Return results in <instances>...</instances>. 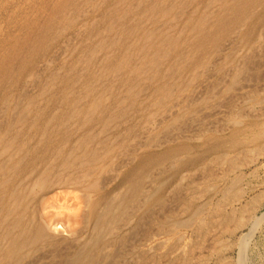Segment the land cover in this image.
I'll return each mask as SVG.
<instances>
[{"label": "rangeland", "instance_id": "1", "mask_svg": "<svg viewBox=\"0 0 264 264\" xmlns=\"http://www.w3.org/2000/svg\"><path fill=\"white\" fill-rule=\"evenodd\" d=\"M28 1L43 0L0 2V39L8 31H15L8 26L11 9H27ZM76 1L78 11L68 12L70 24L56 27L55 39L34 69L29 67L18 82H9L2 89L0 136L11 138L18 133L16 144L22 142L21 135L29 142L34 129L25 126L28 122L17 120L35 116V108H46L48 103L52 104L47 108L48 116L55 117L53 127L58 135L54 136L57 147L46 150L47 154L44 151L47 159L26 163L23 175L13 172L24 152L11 147L8 155L16 152L13 160L2 157L11 168L12 182L8 194L0 200V264H63L96 239L101 242L92 248V264H264V22L256 27L254 36L247 32L254 27L252 17L238 27L222 29L221 36L217 32L216 38L204 46L199 40L200 30H212L216 15L230 0H160L158 6L169 12L164 17L150 13L153 0ZM115 5L120 8L121 19L112 27L113 21H104V17ZM261 9L254 8L257 12ZM200 17H204V26L199 30L196 21ZM130 27L134 34L126 39ZM173 39L178 41L175 48L169 42ZM113 41L121 51L129 48L130 65L143 64L145 74L133 75L137 94L132 100L123 83L130 72L114 71L113 61H105L112 54ZM145 51L149 53L146 58ZM117 54L121 59L123 53ZM152 57H156L154 62H149ZM68 78L73 85L69 95L77 101L73 109L61 104V91L66 85L63 80ZM163 86L174 93L159 103L157 90ZM94 98L105 100L103 105H110L111 111L100 105L95 111L83 112ZM64 111L66 116L70 111L72 117L60 128L56 115ZM98 117L106 122L94 123ZM63 136L65 143L61 142ZM218 145L223 146L221 152L206 153L199 159ZM62 146H66L64 156L70 154V148L72 152L65 163L64 156L56 153ZM179 147L184 149L174 158L149 168L143 189L146 194L135 202L125 201L130 194L124 180L127 173L143 158ZM93 148L104 160L86 165ZM187 159L197 162L182 167L181 162ZM93 167L97 171L87 174ZM42 178L48 182L43 187ZM149 198L150 204H146ZM107 202L113 204V212L98 227L93 209L101 212ZM37 226H43L48 237L45 234L46 238L33 239ZM26 237L30 242L21 246L17 256L6 258L10 240Z\"/></svg>", "mask_w": 264, "mask_h": 264}, {"label": "bare ground", "instance_id": "2", "mask_svg": "<svg viewBox=\"0 0 264 264\" xmlns=\"http://www.w3.org/2000/svg\"><path fill=\"white\" fill-rule=\"evenodd\" d=\"M2 0H0L1 2ZM9 1V0H6ZM117 1V0H116ZM120 2V0H118ZM117 1V3H118ZM140 1V0H138ZM165 1H169V0H163L162 2ZM171 1V0H170ZM174 1V0H172ZM177 1V0H176ZM196 1V0H195ZM198 1V0H197ZM205 2V0H203ZM202 1V2H203ZM225 1V0H223ZM108 2V1H107ZM106 2V3H107ZM152 2V1H151ZM160 0H153L154 6L151 8L150 13H161L163 14H167V9L163 8L161 6H158L159 3H162ZM175 2V1H174ZM173 2V3H174ZM190 2V0H189ZM201 2V0L199 1V3ZM109 3V2H108ZM113 3V2H111ZM116 3V2H114ZM113 3V4H114ZM149 3V2H148ZM170 3V2H169ZM172 3V2H171ZM198 2H196L197 4ZM214 3V2H213ZM222 3V1L220 2V4ZM29 4V5H28ZM10 5V4H9ZM18 5V4H17ZM26 5H28L27 9H24L22 7H14L13 9H11V13H10V20H9V28L12 29V27H14L13 29H15V31H8V34L0 39V96L2 94V89L5 86V84L9 83V82H18L20 77L26 72V70L29 69H34L36 62L39 60V58L43 57V52L46 50V48L49 46V44L52 42V40L55 39L56 36V27L59 26L61 23H69V17H68V12L72 11H78V6H77V1L76 0H43L40 3L38 2H32V1H28L26 3ZM25 5V6H26ZM90 5V4H89ZM108 5V4H107ZM112 5V4H111ZM140 5V4H139ZM149 5V4H148ZM170 5V4H169ZM211 5V4H210ZM216 5V4H215ZM219 5V3H218ZM24 6V7H25ZM145 6V5H144ZM172 6V5H171ZM256 6H261L262 9L259 10L258 12L254 10V8ZM142 7V6H141ZM149 7V6H148ZM223 7V6H222ZM139 8V7H138ZM171 8V7H169ZM224 11L222 13H217L218 15H216V22L215 25L213 27L212 30L209 31H203L200 30L203 28L204 26V17H200V21H196L197 26L199 27L200 30V43L201 45H204L206 41H210L212 38H216V34H218L217 32L220 33L221 36V32L223 33L222 29H228L229 27H238V25L240 24H244L247 23L250 18L253 17V19L251 20V26L254 27H250V30L247 31L249 33L250 36H254L255 32H256V27L264 22V0H230V3H228L226 5V7L224 6ZM222 8V9H223ZM146 9V8H145ZM149 9V8H148ZM138 10V9H137ZM171 10V9H169ZM168 10V11H169ZM257 10V9H256ZM145 11V10H144ZM148 11V10H147ZM180 11V10H179ZM184 11V10H183ZM194 11V10H193ZM218 11V10H217ZM216 11V12H217ZM222 11V10H221ZM188 13H190L189 11H187ZM185 12V14L187 13ZM31 13V14H29ZM70 13V12H69ZM124 13V12H123ZM135 13H137L135 11ZM175 13V12H174ZM178 13V11H177ZM209 13H212L209 12ZM255 13V14H254ZM42 14H44L45 17L41 16ZM119 14H120V8L118 5H115L114 8L111 9L110 12L106 13L105 17H104V21L106 19L108 20H112L113 26H117L116 23L119 19ZM215 14V13H214ZM131 15V14H130ZM171 15V13H170ZM191 15V14H187ZM193 15V14H192ZM211 15V14H210ZM22 19H20L21 17ZM162 16V15H161ZM160 16V17H161ZM198 16V15H197ZM203 16V14H202ZM205 16V15H204ZM43 17V18H42ZM145 17V16H144ZM155 17V16H154ZM185 17V16H184ZM191 17V16H190ZM196 17V16H195ZM71 18V17H70ZM148 18V17H147ZM153 18V17H152ZM189 18V17H188ZM208 18V17H206ZM215 18V17H214ZM133 19V18H132ZM158 19V18H157ZM185 19V18H184ZM257 19V20H255ZM143 20V19H142ZM169 20V19H168ZM171 20V19H170ZM195 20V19H194ZM197 20V18H196ZM210 20V19H209ZM212 20V17H211ZM214 20V19H213ZM131 21V19H130ZM145 21V20H144ZM148 21V20H147ZM73 22V21H72ZM138 22V20H137ZM152 22V21H151ZM157 22V21H156ZM208 22V21H207ZM214 22V21H213ZM123 24V23H122ZM154 24V23H153ZM152 24V26H153ZM160 24V23H159ZM100 25V24H99ZM147 25V24H146ZM190 25V24H189ZM188 25V26H189ZM67 26V25H66ZM134 26V25H133ZM149 26V25H148ZM147 26V27H148ZM195 26V25H194ZM109 27V26H108ZM173 27V26H172ZM193 27V26H192ZM198 27H196L198 29ZM210 27V26H209ZM60 28V27H59ZM66 28V27H65ZM107 28V27H106ZM105 28V29H106ZM131 28V27H130ZM171 28V27H170ZM191 28V27H190ZM194 28V27H193ZM211 28V27H210ZM58 29V28H57ZM109 29V28H108ZM114 28H112L113 30ZM159 29V28H158ZM183 29V28H182ZM185 29V28H184ZM192 29V28H191ZM238 29V28H237ZM126 30V29H125ZM168 30V29H167ZM190 30V29H189ZM206 30V29H205ZM62 31V29H61ZM156 31V30H155ZM225 31V30H224ZM243 31V30H242ZM261 31V30H260ZM4 32V31H3ZM2 32V33H3ZM103 32V31H102ZM179 32V31H178ZM262 32V31H261ZM193 33V32H192ZM58 34V32H57ZM98 34V33H97ZM134 34V30L133 28H131L128 32V35H126V39L130 38L131 35ZM165 34V33H164ZM198 34L197 31L195 33V35ZM247 34V33H246ZM121 35V34H120ZM119 35V36H120ZM148 35V33L146 34V36ZM150 35H153V31L152 34L150 33ZM239 35V34H238ZM107 36V35H106ZM193 36V35H192ZM261 36H263V33L261 34ZM102 37V36H101ZM109 37V36H108ZM112 37V36H111ZM150 37V36H149ZM148 37V39H149ZM178 37V36H177ZM237 37V36H235ZM113 38V37H112ZM176 38V37H174ZM192 38V37H191ZM198 38V37H197ZM259 38V36H258ZM257 38V39H258ZM263 38V37H262ZM147 39V40H148ZM190 39V37H189ZM229 39V38H228ZM240 39V38H239ZM261 39V37H260ZM51 40V41H50ZM150 40V39H149ZM155 40V39H154ZM174 40V39H173ZM187 40V39H186ZM193 41V39H191ZM241 40V39H240ZM263 40V39H262ZM100 41V40H99ZM118 41V38L117 40ZM113 41L111 44V56L110 57H106L108 60L105 59L106 62L109 61V63H112L114 65H112L113 70L114 71H120V70H128L130 72V75L127 76V78H125L124 82L126 84V89H127V96L129 97V99H133L134 95H136L137 93H134V87L136 86L135 84H133L134 79L136 80L135 76L133 75H138L140 73H144L145 71L143 70V67L141 68V66L143 64H141L140 67L138 66H133L130 65L131 63V56L129 55L130 50L129 48L122 50L121 51V46L118 47V49L116 48L117 46V42ZM163 41V40H162ZM161 41V43H162ZM214 41V40H213ZM103 42V41H102ZM171 44V46L174 48L177 46L178 41L174 40L171 41L169 40ZM197 42V41H196ZM199 42V41H198ZM126 43V42H125ZM187 43V42H186ZM261 43V42H260ZM96 44H98L96 42ZM119 44V43H118ZM152 44V43H151ZM191 44V43H190ZM198 44V43H197ZM108 46V44H106ZM129 45V44H128ZM181 45V44H180ZM193 45V44H191ZM211 45V43H210ZM213 45V44H212ZM258 45V44H257ZM94 46V44H93ZM100 46V45H99ZM110 46V45H109ZM197 46V45H196ZM205 46V45H204ZM256 46V45H255ZM254 46V48H255ZM190 47V45L188 46ZM187 47V48H188ZM201 47V46H200ZM209 47V46H208ZM261 47V46H260ZM51 48V46H50ZM85 48V47H84ZM93 48V47H92ZM109 48V47H108ZM196 48V47H195ZM205 48L204 50H206L207 47H203ZM212 47H210L211 49ZM214 48V47H213ZM243 48V47H242ZM89 49V47H88ZM102 49V48H101ZM160 49V48H159ZM159 49H157L159 51ZM250 49V48H249ZM100 50V49H98ZM96 50V51H98ZM161 50V49H160ZM172 50V49H171ZM93 51V50H91ZM118 51V52H116ZM253 51V50H252ZM251 51V52H252ZM87 52V51H86ZM195 52V51H194ZM203 52V51H202ZM257 52V51H256ZM83 53V52H82ZM90 53V52H89ZM88 53V54H89ZM95 53V51H94ZM93 53V54H94ZM117 53L121 54L123 53V55H121V59L120 58H116V56L118 55ZM87 54V53H86ZM132 54V53H131ZM149 53H147L145 51L144 54V58L147 57ZM189 54V53H188ZM201 54V53H200ZM199 54V55H200ZM194 55V54H193ZM202 55V54H201ZM103 56V55H102ZM156 56V55H155ZM166 56V54H165ZM248 56V55H247ZM89 57V56H88ZM160 57H162L160 55ZM101 58V57H100ZM156 58V57H155ZM154 57H152L151 61L149 62H154L155 60ZM184 58V57H183ZM247 58V57H246ZM86 59V58H85ZM88 59V58H87ZM102 59V58H101ZM100 59V60H101ZM120 59V61H119ZM192 59V58H191ZM250 59V58H249ZM94 60V59H93ZM188 60V59H187ZM80 61V60H79ZM89 61V59H88ZM87 61V62H88ZM99 61V60H98ZM117 61V62H116ZM138 61V60H137ZM159 61V60H158ZM248 61V59H247ZM141 62V61H140ZM148 62V63H149ZM157 62V61H156ZM164 62V61H163ZM80 63V62H78ZM84 63V62H83ZM40 64V63H39ZM77 64V63H76ZM82 64V63H81ZM98 64V63H97ZM153 64V63H152ZM157 64V63H156ZM245 64V63H243ZM107 65V64H106ZM172 65V64H171ZM181 65V64H180ZM104 66V65H103ZM148 66V65H147ZM173 66V65H172ZM75 67H77V65H75ZM81 67V66H80ZM86 67V66H85ZM88 67V66H87ZM146 67V66H145ZM154 67V66H153ZM98 68V67H97ZM106 68V67H105ZM109 68V67H108ZM148 68V67H147ZM238 68V67H237ZM237 72L241 69H237ZM245 68V66H244ZM37 69V68H36ZM39 69V68H38ZM85 69V68H84ZM87 69V68H86ZM96 69V68H95ZM94 69V70H95ZM110 69V68H109ZM108 69V70H109ZM150 69V68H149ZM186 69V68H185ZM246 69V68H245ZM104 70V69H103ZM172 72L174 71V68H171ZM180 70V69H178ZM177 70V71H178ZM83 71V70H82ZM98 71V70H97ZM148 71V70H147ZM181 71V70H180ZM36 72V71H35ZM105 72V71H104ZM175 72V71H174ZM113 73V72H112ZM115 74H117V72H114ZM152 73V72H151ZM176 73V72H175ZM53 73H50V76ZM145 74V73H144ZM154 73H152L153 75ZM31 75V74H30ZM81 75V74H80ZM109 75V74H108ZM162 75V74H161ZM237 75V73H236ZM55 76H56V72H55ZM54 76V77H55ZM124 76V75H123ZM49 77V76H48ZM59 77V76H58ZM57 77V78H58ZM108 77V76H107ZM115 77V76H114ZM134 77V78H132ZM179 77V76H178ZM177 77V78H178ZM235 77V76H233ZM27 78V77H26ZM31 78V77H30ZM29 78V79H30ZM93 78H96V75H93ZM111 78V77H110ZM151 78V77H150ZM28 79V80H29ZM56 79V78H55ZM179 79V78H178ZM27 80V81H28ZM114 80V79H113ZM140 80V79H139ZM171 80V79H170ZM177 80V79H176ZM50 81V80H49ZM79 81V80H78ZM144 81V80H143ZM115 82V81H114ZM175 82V81H174ZM172 82V83H174ZM24 83V82H23ZM63 83H65L66 85L63 86L62 91H61V104H65L67 107H71V109H73V105L75 104L76 98L71 97V95H69L70 89L73 86L72 85V80H70L69 78L67 80H63ZM89 83V82H88ZM104 84V83H103ZM112 84V83H111ZM138 84V83H136ZM12 85V84H11ZM55 85V84H54ZM102 85V84H101ZM53 86V85H52ZM172 86V85H171ZM10 87V85H9ZM8 87V89H9ZM47 87V86H45ZM45 87L43 89H45ZM89 87V86H88ZM104 87V86H103ZM102 87V88H103ZM110 87V86H108ZM125 87V86H123ZM176 87V86H175ZM142 88V87H141ZM53 89V88H52ZM112 89V88H111ZM140 89V88H139ZM54 90V89H53ZM117 90V88H116ZM120 90V89H119ZM118 90V92H119ZM43 91V90H42ZM94 91V90H93ZM160 94V98H159V103L163 102L166 98L170 99L171 95L173 96V93L169 91V89L166 86L163 87H159V89L157 90ZM46 92V91H45ZM106 91H104L105 93ZM111 92V91H110ZM136 92V91H135ZM126 93V92H125ZM124 93V94H125ZM156 93V92H155ZM103 94V93H102ZM101 94V95H102ZM40 95V94H39ZM38 95V96H39ZM99 95V94H98ZM42 96V95H41ZM87 97V96H86ZM126 97V96H125ZM30 99V98H28ZM107 99V98H106ZM116 99V97H115ZM127 98H124L123 100H125ZM5 100V99H4ZM56 100V99H55ZM82 100V99H81ZM122 100V99H121ZM40 101V100H39ZM91 103L90 105L87 107V109H83V112H88L90 110H94V108H98L100 105L102 106L104 102L103 101H98L96 100V98L94 99H90ZM136 101V100H135ZM19 102V101H18ZM17 102V103H18ZM33 102V101H32ZM77 102V101H76ZM30 102H28L29 104ZM7 105V104H6ZM27 105V103H26ZM52 104L48 103L46 108H41L39 105L35 108L34 112H37L36 115L32 116V117H27L26 116H22V117H18L19 119L17 121L21 122V123H29V125H25L27 127L30 126V129H34V134L32 132L31 134V139L28 141H24L23 140V136L21 135V139L22 142L21 143H17V139H19L20 134L16 133L17 135L13 136V137H8L6 135H2L0 136V200L2 201L4 196H6L8 194V188L9 186H11V182L12 180H10V176H9V172L11 170V168H9L10 166L6 165V162H4V159H2V157L7 158V160H13V157L15 155L16 152H18L17 149L21 150L22 153L24 152L25 154H23L22 157L19 158L17 165L14 166L15 170L13 173H19L21 175H23V173L27 170V166L25 165L26 163L28 165H30L31 163H33V161H36L37 159L39 160H43L45 161L47 159V155H45V153L47 154L46 150H48L49 152L52 151V149L56 146V144L54 143V136L58 135V133L56 132L57 130L53 127L55 126V124L53 125L54 122V116H48V110L47 108L50 107ZM5 106V105H4ZM17 106V105H16ZM131 106H133L131 104ZM3 107V105L1 106ZM6 107V106H5ZM20 107V105H19ZM18 107V108H19ZM26 107V106H25ZM24 107V108H25ZM103 107H105V109L109 112L111 111L110 105H106ZM80 108V107H79ZM2 109V108H1ZM4 110V108H3ZM27 110V109H26ZM1 111V110H0ZM30 111V110H29ZM95 111V110H94ZM93 111V112H94ZM15 112V111H14ZM17 112V111H16ZM26 112V111H25ZM55 112V111H54ZM73 112V111H72ZM92 112V111H91ZM90 112V113H91ZM24 113V111L22 112ZM70 113V111H69ZM67 114L66 116V112L64 111L63 113L60 114V116L58 118V124L60 122L59 127H65L66 123L69 122V119L72 117L71 114ZM78 113V112H77ZM13 114V113H12ZM11 114V115H12ZM19 114V113H18ZM99 114V113H98ZM25 115V113L23 114ZM73 115V114H72ZM100 115V114H99ZM102 115V114H101ZM110 115H112L110 113ZM123 115V114H122ZM115 116V114H114ZM5 117V116H4ZM16 117V116H15ZM49 117V118H48ZM107 117V116H106ZM111 117V116H110ZM115 118V117H114ZM57 119V118H56ZM84 119V118H83ZM14 120V119H13ZM67 120V122H66ZM93 121V120H91ZM12 122V120L10 121ZM98 122V123H102V122H106V119H102L100 117L94 119V123ZM9 123V122H8ZM13 123V122H12ZM20 123V124H21ZM45 123V124H43ZM10 125V124H9ZM49 125V130L47 128V126ZM105 125V124H104ZM19 126V125H18ZM69 126V125H68ZM67 126V127H68ZM71 126V125H70ZM106 126V125H105ZM105 126L102 125V127L104 128ZM58 127V128H59ZM101 127V128H102ZM11 128V127H9ZM19 128V127H18ZM69 128V127H68ZM15 130V129H14ZM2 131V130H1ZM8 131V129H7ZM18 131V130H17ZM74 131V130H73ZM91 132V131H90ZM6 133V132H5ZM65 134L62 132V135ZM89 134V133H88ZM8 135V134H7ZM10 135V134H9ZM87 136V135H86ZM64 137V138H63ZM62 141L63 143L67 142V140L65 139L66 137L63 136ZM85 138V137H84ZM83 138V139H84ZM81 142V141H80ZM79 142V143H80ZM91 142V141H89ZM83 143V142H81ZM80 143V144H81ZM34 144V145H33ZM60 145V144H59ZM65 145V144H64ZM79 145V144H78ZM33 146V147H32ZM61 146V145H60ZM58 146V147H60ZM88 146V145H87ZM11 147L16 148V152H13V154L8 155V151ZM57 147V146H56ZM66 146H62L61 148H57L56 153L57 156L61 155L64 156L65 151L63 150V148H65ZM74 147V146H73ZM85 147V146H84ZM86 148V147H85ZM28 149V151H27ZM74 149V148H72ZM80 149V148H79ZM94 149V148H93ZM184 148H174L168 151H165L164 154L162 155H158L156 157H150L147 156L145 158H143V160H141V162L139 163L138 166L132 168L130 170V172L127 173L126 177L124 178L125 182H127L126 184H128L129 189H130V194L128 195V198H126L125 201H130V202H135L137 200L138 197H140L141 195H143L145 193V191H143L144 189V181L146 180V176H147V171L149 170L150 167H152L153 165H156V163L161 162L162 160L165 159H172L174 158L181 150H183ZM223 149L222 145H218V146H214L211 147L209 150L203 152V154L201 156H199V159H203L204 155H206V153H210V152H221ZM71 150V148H70ZM70 150L68 151L70 154L64 156V163L68 162L69 158L72 157V152H70ZM78 150V148H77ZM45 151V153H44ZM74 151V150H73ZM98 151V150H97ZM40 152V153H39ZM83 152V151H82ZM100 151L96 152V149H94V151H91L89 153V159H87L85 163H88L86 165H90V163L98 164L101 161L104 160V158H100L98 155ZM84 153V152H83ZM77 155V154H76ZM75 155V158H77ZM81 155V154H80ZM16 156V155H15ZM87 156V155H85ZM56 157V156H55ZM83 157V156H81ZM80 159V158H79ZM92 159V160H91ZM177 159V158H175ZM3 160V161H2ZM30 160V162H29ZM39 160V161H40ZM52 160V159H51ZM74 161L76 159H73ZM179 160V158H178ZM92 161V162H91ZM172 161V160H171ZM174 161V160H173ZM199 161V160H198ZM52 162V161H51ZM50 162V164H51ZM97 162V163H96ZM197 160H190L187 159L186 161L181 162V164L184 166L187 165H193L194 163H196ZM55 164V163H54ZM63 165V164H62ZM70 165V164H69ZM57 167V166H56ZM62 168V167H61ZM94 169H87V174H92L95 171H97V167H93ZM47 171V170H46ZM33 173V171H32ZM57 173V172H56ZM62 173V172H59ZM80 173V172H79ZM55 174V173H54ZM29 175V174H28ZM182 176V175H181ZM56 177V176H55ZM81 177V176H80ZM150 177V176H149ZM54 178V177H53ZM69 178V177H68ZM52 179V178H51ZM67 179V178H65ZM38 180V179H37ZM77 180V178H76ZM123 180V181H124ZM60 181V180H59ZM62 181V180H61ZM73 181V179H72ZM69 182V181H68ZM77 183V182H76ZM80 183V182H79ZM48 184L47 182V178H42L40 185L46 186ZM92 184V183H91ZM184 184V183H183ZM40 186V187H41ZM51 186V184L49 185ZM92 187V186H91ZM23 190V189H22ZM29 193V192H28ZM146 194V193H145ZM144 194V195H145ZM24 196V195H23ZM29 196V195H28ZM17 197V196H16ZM22 200V199H21ZM114 201V200H113ZM21 202V201H20ZM19 202V203H20ZM146 204H150V198L148 200L145 201ZM93 207H97L96 204H93ZM18 206V205H17ZM118 208V207H116ZM115 208V209H116ZM11 209V208H10ZM14 209V208H13ZM27 209V208H26ZM91 209H90V213H91ZM94 214L96 216V222L98 225V227H101L102 225L105 224L107 218V215L113 212V204L111 202H107L106 206L104 207V209L100 212L97 211L96 209H93ZM8 212V211H7ZM11 212V210H10ZM22 212V211H21ZM20 212V213H21ZM25 212V211H24ZM23 213V212H22ZM197 214V213H196ZM7 215V214H6ZM6 215H4L6 217ZM117 216V215H115ZM264 217V215L262 216V218ZM20 218V217H19ZM112 219V217H110ZM117 218V217H116ZM115 218V219H116ZM21 219V218H20ZM258 220H260L259 218H257ZM114 220V218H113ZM112 220V221H113ZM120 220V219H119ZM5 221V220H4ZM189 221H192L189 220ZM196 219L193 220V222L196 223ZM255 221V220H254ZM28 222V221H27ZM95 222V223H96ZM104 223V224H103ZM178 223V222H177ZM257 223V221H256ZM102 224V225H100ZM16 225V224H15ZM26 225V224H25ZM95 225V224H94ZM110 225V224H109ZM96 226V225H95ZM107 226V224H106ZM256 226V225H255ZM254 227V226H253ZM13 228V227H11ZM256 228V227H255ZM47 229V228H46ZM9 230V229H8ZM7 230V231H8ZM24 231V230H23ZM101 231V229H100ZM1 232V230H0ZM10 232V230H9ZM8 232V233H9ZM25 233V234H24ZM24 235H27L26 232H24ZM22 234V235H23ZM36 235L33 237L34 238H40V237H45L46 231L44 229L43 226H37L36 227ZM1 235V234H0ZM48 237V234H46ZM100 235V234H97ZM5 239V237H3ZM46 238V237H45ZM9 239V238H8ZM28 237H26L24 240H21V238H14L13 240H10V245L9 247L6 249L5 254H6V258H13L16 257L17 254L19 253L21 246L25 245L28 241L30 242V240H27ZM35 242V240H33ZM37 241V240H36ZM46 242V241H45ZM101 240H94L93 242H91L92 246L86 247L84 248V250L82 249L81 251L77 252L78 254H75V257H71L70 259L66 260V262H64L63 264H92L95 260V257L92 253V248H96L97 246L100 245ZM2 244V243H1ZM0 244V245H1ZM86 245V244H84ZM5 247V246H4ZM240 247V246H239ZM25 248V247H24ZM83 248V246L81 247ZM80 248V249H81ZM25 254V253H24ZM27 254V253H26ZM2 256V255H1ZM23 257H25L24 255L22 256V258L20 257V259H23ZM94 257V258H93ZM19 259V258H18ZM19 259V260H20ZM18 260V261H19ZM21 261V260H20ZM16 263V262H15ZM8 264V263H7Z\"/></svg>", "mask_w": 264, "mask_h": 264}]
</instances>
